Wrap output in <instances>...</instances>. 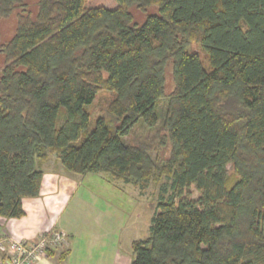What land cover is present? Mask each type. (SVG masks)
<instances>
[{"label":"trees","instance_id":"obj_1","mask_svg":"<svg viewBox=\"0 0 264 264\" xmlns=\"http://www.w3.org/2000/svg\"><path fill=\"white\" fill-rule=\"evenodd\" d=\"M114 1L37 0L32 14L0 0V17L17 11L0 70V217L24 216L53 152L68 173L167 178L131 264H264V0ZM132 5L158 12L138 26ZM99 88L114 93L113 130L102 116L88 130ZM138 121L167 130L161 165L123 141Z\"/></svg>","mask_w":264,"mask_h":264},{"label":"rangeland","instance_id":"obj_2","mask_svg":"<svg viewBox=\"0 0 264 264\" xmlns=\"http://www.w3.org/2000/svg\"><path fill=\"white\" fill-rule=\"evenodd\" d=\"M30 12L35 14L37 0H24ZM89 7L103 6L108 9L117 7L114 0H86ZM132 14L133 23L141 25L146 15L158 12L156 6H150L141 11L135 5L128 6ZM16 12L0 17V70L5 60V46L16 30ZM191 51L199 54L205 64L204 54L195 42L189 44ZM164 93L167 97L174 87L171 64L168 62L164 70ZM114 98V93L99 88L90 105L85 107L89 114L88 130L94 126L95 120L102 116L113 130L117 125L109 113V105ZM166 98L159 101L158 109L163 110ZM64 108H60L57 126L62 123ZM123 141L131 145H140L147 149L151 162L161 165L170 156L171 144L167 130L161 121L152 128H148L138 121ZM42 169L62 170L55 153L50 152L48 159L43 163ZM231 179L234 178L232 165L227 166ZM63 171V170H62ZM72 178L78 182L72 192L69 222L72 219V236L77 242L78 256L89 262L98 256L105 264H131L133 254L131 244L136 240H143L149 236L151 218L156 212L159 196L162 192L169 193V181L161 176L157 179L148 178L147 181L133 180L124 182L105 173H86L85 175L72 173ZM192 197H197V192L191 187ZM68 210V209H67ZM64 213L63 218L67 215ZM7 219H4V221ZM6 235H0L3 237ZM64 247H54L60 249ZM47 249L46 252L53 250Z\"/></svg>","mask_w":264,"mask_h":264},{"label":"crops","instance_id":"obj_3","mask_svg":"<svg viewBox=\"0 0 264 264\" xmlns=\"http://www.w3.org/2000/svg\"><path fill=\"white\" fill-rule=\"evenodd\" d=\"M62 170L44 169L39 195L23 199L25 214L21 218L4 221V218L0 217V235L32 243L44 232H64L67 236L66 245L48 251V254L41 256L33 264H105L98 256L89 262L78 256L77 242L72 236L71 218L69 222L72 192L78 182L72 178V173ZM67 209L69 212L63 218Z\"/></svg>","mask_w":264,"mask_h":264},{"label":"built area","instance_id":"obj_4","mask_svg":"<svg viewBox=\"0 0 264 264\" xmlns=\"http://www.w3.org/2000/svg\"><path fill=\"white\" fill-rule=\"evenodd\" d=\"M64 232L50 230L32 243L11 236L0 237V264H33L46 254L47 249L66 245Z\"/></svg>","mask_w":264,"mask_h":264}]
</instances>
